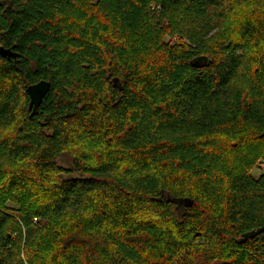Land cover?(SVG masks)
Wrapping results in <instances>:
<instances>
[{
	"label": "trees",
	"instance_id": "16d2710c",
	"mask_svg": "<svg viewBox=\"0 0 264 264\" xmlns=\"http://www.w3.org/2000/svg\"><path fill=\"white\" fill-rule=\"evenodd\" d=\"M1 46L0 264H264V0H0Z\"/></svg>",
	"mask_w": 264,
	"mask_h": 264
},
{
	"label": "water",
	"instance_id": "95a60500",
	"mask_svg": "<svg viewBox=\"0 0 264 264\" xmlns=\"http://www.w3.org/2000/svg\"><path fill=\"white\" fill-rule=\"evenodd\" d=\"M0 55L2 57H17L18 54L13 51L11 48H5L3 46L0 47ZM51 83L47 80H41L37 83L31 84L28 86L27 91L30 96L29 107L36 111L41 105L44 97L50 90Z\"/></svg>",
	"mask_w": 264,
	"mask_h": 264
},
{
	"label": "rangeland",
	"instance_id": "374dc122",
	"mask_svg": "<svg viewBox=\"0 0 264 264\" xmlns=\"http://www.w3.org/2000/svg\"><path fill=\"white\" fill-rule=\"evenodd\" d=\"M66 164H68V160L65 159ZM254 174L259 175L264 172V161L260 163V167L254 169ZM264 236V235H263Z\"/></svg>",
	"mask_w": 264,
	"mask_h": 264
}]
</instances>
